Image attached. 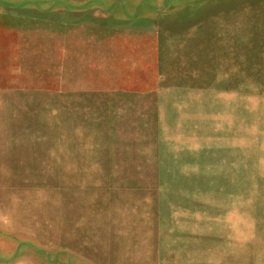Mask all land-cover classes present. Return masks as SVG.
I'll list each match as a JSON object with an SVG mask.
<instances>
[{"label": "rangeland", "instance_id": "1", "mask_svg": "<svg viewBox=\"0 0 264 264\" xmlns=\"http://www.w3.org/2000/svg\"><path fill=\"white\" fill-rule=\"evenodd\" d=\"M242 252L264 264V0H0V264Z\"/></svg>", "mask_w": 264, "mask_h": 264}, {"label": "bare ground", "instance_id": "2", "mask_svg": "<svg viewBox=\"0 0 264 264\" xmlns=\"http://www.w3.org/2000/svg\"><path fill=\"white\" fill-rule=\"evenodd\" d=\"M243 254H244V252H242V253H240L239 255H238V257L235 259V261H234V263L233 264H241V261H242V259H243ZM238 262V263H237Z\"/></svg>", "mask_w": 264, "mask_h": 264}]
</instances>
